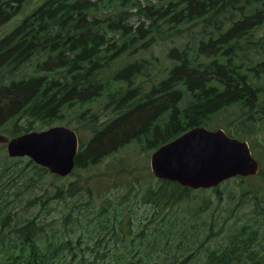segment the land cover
<instances>
[{"label":"trees","instance_id":"obj_1","mask_svg":"<svg viewBox=\"0 0 264 264\" xmlns=\"http://www.w3.org/2000/svg\"><path fill=\"white\" fill-rule=\"evenodd\" d=\"M41 1L0 39V134L13 138L64 122L71 125L72 120L82 122L81 128L92 131L93 137L88 143L79 137L77 173L132 147L153 153L191 129L207 128L214 117L232 107L264 120V0H179L165 6L148 0L145 4L140 0ZM22 6L23 0L0 1V28L13 21ZM134 9L149 23H124ZM104 10H109L108 16L114 10L115 16L97 18L95 14ZM181 28H195L197 35L190 43L170 48L165 60L145 58L122 65L135 47L151 49L153 40L180 34ZM110 34L119 37L109 39ZM259 56L263 58L258 60ZM30 64L35 65V74L19 78ZM151 74L155 77L146 90V83L139 80ZM103 98L108 101L105 110L113 111L103 110L102 118L92 107ZM124 167L121 163L115 171L116 193L96 191L109 198L94 212L97 235L92 238L95 247L89 261L82 236L72 238L69 229L71 222L80 223L79 215L66 216L65 229L58 233L37 214L18 220L11 214L13 206L1 200L0 247L6 259L0 264H185L194 260L203 245L200 242L197 248L198 233L213 229L215 216L211 221L195 212L190 206L196 198L192 194L207 190L162 180L153 186L157 179L146 169L124 178ZM260 174L262 169L254 177L234 179L245 181ZM48 175L62 180L29 158L0 157V180L8 177L9 183H21L25 191ZM210 190L220 193L219 187ZM54 191L26 207L41 206L45 211L57 199L77 196L75 208L93 203L92 191L85 196L73 184H57ZM139 204L152 208L151 216L141 220L153 225L152 240L147 223L135 230ZM259 238L257 228L243 225L227 237V246L206 254L205 264H264ZM185 240L191 245L182 263L176 254L167 258L151 254L160 246L177 250ZM110 242L115 249L108 261L104 258L113 250L102 253L101 247Z\"/></svg>","mask_w":264,"mask_h":264},{"label":"rangeland","instance_id":"obj_2","mask_svg":"<svg viewBox=\"0 0 264 264\" xmlns=\"http://www.w3.org/2000/svg\"><path fill=\"white\" fill-rule=\"evenodd\" d=\"M0 1L6 2L8 0ZM140 1L142 4L146 3V0ZM148 1L155 3L158 6H165L169 2H176L179 0ZM41 3V0H23L22 10L19 15L13 21L0 28V39L4 38L8 33L14 30L18 24H20L28 15H30ZM101 11L95 14L97 18L103 19L105 16H108L109 10H104V12ZM111 11L112 13L108 16V18H113L115 16L114 10ZM141 22H146L147 24L149 23L145 17H141L138 14V11L134 9L130 12L129 19L124 23L138 26ZM180 30L182 32L180 34L173 33L172 35L165 37V39L158 37L156 41L153 40V43L150 46L151 49L146 50L135 47V49L131 50V52L135 51V53L126 55L127 58L123 59L122 65L145 58H159L161 60H165L170 48L190 43L193 41V37L197 35L195 28H181ZM118 37L119 34H110L108 36L109 39ZM149 40L150 39L147 38L146 40L142 41V43H146ZM140 44L138 46L142 45ZM262 58V56H259L258 60ZM241 59H243V57ZM35 72V65L30 64L18 74V77H27L35 74ZM153 77H155V74H151V78L145 76L141 77L139 82H145L146 84H144V88L149 90V81H151ZM107 105L108 101L103 98L92 107V111L94 114L103 118V110L107 114H110L113 111V108L106 111L105 108ZM260 118L261 115H251L248 112L243 111L240 107L236 106L229 108L217 117H214L210 123V126L207 127L209 130L223 129L229 136L237 138L241 141H246L251 147L253 156L261 164L262 174H260L258 178L247 179L245 181L232 179L231 182H225L219 186V195L213 190H207L206 192H195L192 194V197H196L194 202L190 205L192 206L193 210L202 214L204 219H210L211 221L214 220L215 216V223L213 229L206 228L200 230L197 240V248H199L198 246L200 242L203 243L200 252L194 260L185 264H205L206 254L209 251L212 252L227 246V237L237 230H240V227L243 225H251L260 231V250L262 254L264 253V120L259 121ZM61 125L75 130L78 136L85 143H88L93 137L92 131H84L81 128L82 122L80 121L72 120L71 125L67 124L66 122L62 123ZM151 155L152 152L147 154L141 152L140 148L132 147L124 151H120L116 157L104 161L97 167L86 170H78L77 173L74 170L72 175L67 178H62V180H57L51 175H48L42 183L33 182L32 184H34V186L26 191L22 189L21 183L11 184L9 183L8 177H5L3 181L0 180V201L4 200L5 205L8 203L13 206L11 214L15 215L18 220L24 221L37 214L40 215V218L45 220L46 224L51 225V228L57 230L58 233H63L65 229L64 222L66 216H68L70 213H73L74 217L79 215L78 220L80 223L71 222L69 229L72 230V238L82 236L84 242L83 249L86 251L85 260L89 261L94 254L92 253V249L95 247V242L92 238L97 235V228L95 227L97 221L93 219L94 212L103 199L109 198L104 194H97L96 191L103 192L106 189L105 192L116 193V191L113 189L117 178L115 171H117L118 166H121V163L125 166L124 169L121 170L122 176L124 178H128L134 171L135 174L137 172L141 173L140 169L143 171L146 169V172L152 174L150 162ZM0 157H3L4 159L9 157L6 146L1 144ZM29 174L33 175V172L31 171ZM152 183L153 186H156L158 185V180L154 179ZM57 184L61 186L73 184L76 192H82L85 196H87V192L92 191L93 203L88 206L75 208L77 198L79 197L77 196L67 199L66 201L57 199L51 203L49 209L45 211L41 210V206H36L33 209L26 207L28 202L33 201L37 197L45 196L46 194L54 195V188L57 186ZM76 192L73 194L78 195ZM136 210L135 230L138 232L142 230L144 224L147 223L145 222L142 224L141 220L151 216L152 208L139 204ZM6 212L10 213V208H6ZM164 213L165 212H162L160 214ZM74 220L77 219H73L71 221ZM146 228V233L149 235L148 239L152 240L154 238L152 235L153 225H148L147 223ZM154 245V243L148 244L149 247ZM177 245L178 243L175 242V246ZM190 245L191 242L185 240L184 244L181 245V248L177 250H171L160 246L154 251H150L154 258L157 256L161 258H167L176 254L179 262L182 263L184 261L180 260L182 259L183 254L188 255L187 249L190 247ZM144 246L148 247L147 243H145ZM114 249L115 246L113 242L104 243L101 247L102 253H107L108 251L113 250L112 253H108L104 259L110 261L113 256L112 254ZM120 254H122V251ZM71 257L72 256L69 255V259H71ZM81 258L82 256L80 255L77 262H80ZM1 259H6V255L0 247V260Z\"/></svg>","mask_w":264,"mask_h":264},{"label":"water","instance_id":"obj_3","mask_svg":"<svg viewBox=\"0 0 264 264\" xmlns=\"http://www.w3.org/2000/svg\"><path fill=\"white\" fill-rule=\"evenodd\" d=\"M11 158H29L61 178L76 168L80 150L77 132L59 125L17 137L0 134ZM157 180L170 181L192 190H210L224 182L258 175L261 164L246 141L229 136L223 129L196 127L161 146L150 158Z\"/></svg>","mask_w":264,"mask_h":264}]
</instances>
